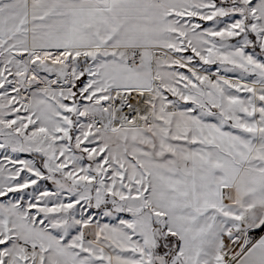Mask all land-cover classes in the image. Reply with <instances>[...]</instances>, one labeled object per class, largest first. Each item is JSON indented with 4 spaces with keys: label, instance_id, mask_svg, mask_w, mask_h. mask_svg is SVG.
<instances>
[{
    "label": "snow or ice",
    "instance_id": "snow-or-ice-1",
    "mask_svg": "<svg viewBox=\"0 0 264 264\" xmlns=\"http://www.w3.org/2000/svg\"><path fill=\"white\" fill-rule=\"evenodd\" d=\"M0 264H264V0H0Z\"/></svg>",
    "mask_w": 264,
    "mask_h": 264
}]
</instances>
